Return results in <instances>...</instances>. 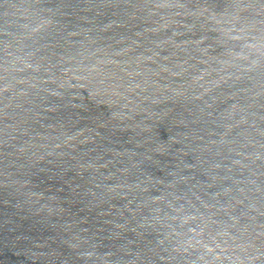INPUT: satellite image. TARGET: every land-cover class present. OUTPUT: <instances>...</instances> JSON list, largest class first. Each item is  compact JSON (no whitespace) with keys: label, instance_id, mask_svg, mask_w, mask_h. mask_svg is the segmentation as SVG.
Segmentation results:
<instances>
[{"label":"water","instance_id":"1","mask_svg":"<svg viewBox=\"0 0 264 264\" xmlns=\"http://www.w3.org/2000/svg\"><path fill=\"white\" fill-rule=\"evenodd\" d=\"M0 264H264V0H0Z\"/></svg>","mask_w":264,"mask_h":264}]
</instances>
